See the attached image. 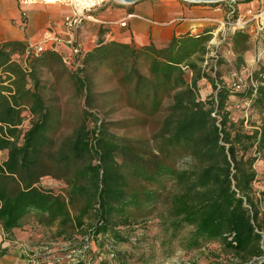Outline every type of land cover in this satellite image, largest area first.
<instances>
[{
  "label": "trees",
  "instance_id": "1",
  "mask_svg": "<svg viewBox=\"0 0 264 264\" xmlns=\"http://www.w3.org/2000/svg\"><path fill=\"white\" fill-rule=\"evenodd\" d=\"M211 32L174 37L161 49L101 41L85 54L76 72H70L55 52L25 58L28 45L4 42L0 46L3 234L11 238L34 222L56 227L58 237L67 241H76V232H81L100 242L98 248L107 241L113 247L128 242L127 230L157 215L176 240L189 229L181 240L187 251L217 244L239 264H264V190L254 187L259 180L256 163L264 160V62L250 70L245 90L234 92L225 76L247 69L244 56L252 49L250 37L244 32L231 37L233 60L228 61L220 52L217 58H208ZM261 35L264 45V31ZM142 61L146 73L140 70ZM99 65L114 74L126 107L138 119L109 123L93 112L98 95L91 92L87 75ZM44 71L54 72L57 80L68 74L75 99L85 101L71 134L61 139L55 136L63 127L62 111L47 96L52 90L42 79ZM203 80L212 88L205 101L200 97ZM231 97L252 102L241 121L228 110ZM27 117L30 121L24 128ZM252 117L257 121L251 122L250 132L245 131ZM151 120L156 121V132L148 141L113 132L147 127ZM184 158H189L190 166L182 170L178 164ZM46 178L61 182L63 192L45 189ZM6 253L2 250L0 258Z\"/></svg>",
  "mask_w": 264,
  "mask_h": 264
},
{
  "label": "rangeland",
  "instance_id": "2",
  "mask_svg": "<svg viewBox=\"0 0 264 264\" xmlns=\"http://www.w3.org/2000/svg\"><path fill=\"white\" fill-rule=\"evenodd\" d=\"M259 2L260 0H255L246 5H254ZM198 6L204 7V5ZM90 24L93 25L95 23L91 22ZM216 26L210 27V30H213V28L216 29ZM205 29L204 27L203 30ZM251 38L255 47L248 57L249 61L246 70H253V66L257 68L260 54H263L261 61L264 62V46H259L254 42L255 39L252 36ZM213 50L215 49H211L210 54ZM219 52L225 59L233 60L232 55L228 54L229 51L226 46H223ZM139 66L140 70L146 73L147 65L144 61ZM221 70L224 71L226 69L223 68ZM87 77L91 92L98 95L96 98L98 107L93 112L100 119L109 123L138 119L139 116L133 110L126 107L119 91L118 81L107 67L100 66L90 71ZM245 77L243 75V78ZM225 80L229 83L233 78L232 76L226 75ZM206 84V86L200 89V97L204 101L212 94V88H210L208 82ZM49 88L52 91L46 95L55 99L57 102L55 103L62 111L63 127L55 136L56 139H61L71 134L73 127L77 124L83 113L85 101L83 98L75 99L74 89L70 83L68 74H65L58 81L55 79L54 85L49 86ZM103 94L110 95L107 98H101ZM238 101L236 99L232 101V104L230 102L229 109L232 112L233 119L241 121L248 115L244 110H233V108H236L235 104ZM251 119L249 124H245V131L250 132L251 126L253 125L251 122L257 121L255 117ZM154 122L156 121L151 120L147 127H132L126 130H113V132L120 137L148 141L156 132ZM27 126L28 124L24 128ZM5 158L6 155L2 154V159ZM189 164V158H184L179 162L178 168L182 170L187 169L190 166ZM255 168L259 174V180L254 187L256 191H261L264 190V160H259ZM42 186L47 190L53 191L55 194H61L64 190V185L61 182L51 178L44 179ZM261 210L264 212V201ZM27 225L24 230L17 232L11 238L4 235L5 242L0 246V248L2 247L10 251L7 253L9 256L19 258L21 264H78V262L82 261L85 264H239L236 259L233 260L227 257L217 244L204 245L200 250L187 251L182 245L181 240L189 232V229L181 232L180 239L176 240L173 231H167L166 227L162 224V220L157 215L140 221L133 229L127 230L126 237L128 238V242L112 247L113 244L107 241L105 242L104 248H98L100 242L96 244L81 232H76V241L71 242L59 238L56 227H40L34 222H30ZM1 233L3 231L0 226ZM79 251L82 252V255H79ZM109 252L115 253L116 258L114 254Z\"/></svg>",
  "mask_w": 264,
  "mask_h": 264
},
{
  "label": "crops",
  "instance_id": "3",
  "mask_svg": "<svg viewBox=\"0 0 264 264\" xmlns=\"http://www.w3.org/2000/svg\"><path fill=\"white\" fill-rule=\"evenodd\" d=\"M44 3L23 5L19 0H0V46L7 41H19L33 46L41 41L47 31H51L64 39L60 48L61 52L67 53L70 46L66 42L68 35L63 19L70 14L71 10L65 6ZM204 7L182 0H145L135 5L112 4L94 13L93 21L84 22L82 28L76 33V38L83 45L85 54L96 48L101 41L124 43L137 48L153 45L161 49L174 37L196 35L202 32L204 27L211 29L210 27L215 25L214 22L221 21L222 14L214 13L208 7ZM179 19H183L184 22L179 23ZM199 20H205V22ZM210 20L212 23L208 22ZM125 21L127 26L122 28L121 24ZM91 22L95 24L92 25ZM248 36L252 49L244 56L246 66L248 57L255 47L251 36ZM100 66L102 65L96 68ZM254 67L252 69H256ZM53 75L54 72H43L42 79L48 83V88L55 83L56 77ZM206 82L203 80L200 88L206 86ZM233 99L237 98L231 97V104ZM17 232L15 231L14 235ZM4 237L1 233L0 246L5 242ZM1 249L5 250L1 247L0 253ZM20 262L19 258L8 254L0 259V264H21Z\"/></svg>",
  "mask_w": 264,
  "mask_h": 264
},
{
  "label": "built area",
  "instance_id": "4",
  "mask_svg": "<svg viewBox=\"0 0 264 264\" xmlns=\"http://www.w3.org/2000/svg\"><path fill=\"white\" fill-rule=\"evenodd\" d=\"M54 5H61L71 10L70 14L65 16L63 24L68 35L66 41L70 46L67 53L61 52V46L64 39L55 35L51 31H47L41 41L33 46H28L25 58L36 57L47 51H52L61 56L64 66L70 72H76L82 67L85 57L84 47L78 42L76 33L82 28L84 22L93 21L92 15L112 4H119L114 0H53ZM23 5H37L45 4V0H19ZM247 3H237L236 1L229 0L218 5H204L217 14H222L221 21L214 22L216 29L213 28L211 35V41L208 44L209 55L208 58H217L218 51L226 46L228 48V54L231 53V37L237 32H244L255 39V43L259 46H264L260 41L262 38V32L264 31V2L260 0L258 4L246 5ZM214 7V8H213ZM179 23L184 22L183 19L178 20ZM205 22V20H199ZM212 23V20L208 21ZM127 22L121 24L122 28H126ZM214 27V26H213ZM211 49L213 52L210 54ZM263 55V54H262ZM258 58V62H261V57ZM230 61V60H228ZM208 60L204 64V68L207 67ZM243 75L246 77L243 78ZM251 76L250 70H245L240 74L234 73L232 75L233 80L228 83L230 89L234 92H243L248 85V78ZM251 100L244 102H237L236 109L244 110L246 114H249L251 107ZM230 110V109H228ZM30 117L26 118L24 125L29 124ZM82 255V252H78ZM81 259V257H80ZM80 262H78L79 264Z\"/></svg>",
  "mask_w": 264,
  "mask_h": 264
},
{
  "label": "water",
  "instance_id": "5",
  "mask_svg": "<svg viewBox=\"0 0 264 264\" xmlns=\"http://www.w3.org/2000/svg\"><path fill=\"white\" fill-rule=\"evenodd\" d=\"M114 1H116L117 3L121 5H135L145 0H114ZM182 1L190 3L192 5H218V4H221L229 0H182ZM233 1L243 4V3H249L255 0H233Z\"/></svg>",
  "mask_w": 264,
  "mask_h": 264
},
{
  "label": "bare ground",
  "instance_id": "6",
  "mask_svg": "<svg viewBox=\"0 0 264 264\" xmlns=\"http://www.w3.org/2000/svg\"><path fill=\"white\" fill-rule=\"evenodd\" d=\"M45 2H47V3H54L53 0H45Z\"/></svg>",
  "mask_w": 264,
  "mask_h": 264
}]
</instances>
